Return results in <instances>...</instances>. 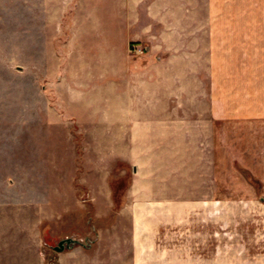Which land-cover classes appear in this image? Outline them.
<instances>
[{"label":"crops","instance_id":"1","mask_svg":"<svg viewBox=\"0 0 264 264\" xmlns=\"http://www.w3.org/2000/svg\"><path fill=\"white\" fill-rule=\"evenodd\" d=\"M0 24L24 26V54L66 57L48 111L0 113V264H44L46 241L88 239L50 229L77 182L101 215L96 256L78 245L58 264L102 263L103 207L129 224L122 263L264 264V62L251 60L264 0H0ZM47 135L70 137L65 194L59 176L44 192L8 174L31 166L27 138L37 157Z\"/></svg>","mask_w":264,"mask_h":264},{"label":"rangeland","instance_id":"2","mask_svg":"<svg viewBox=\"0 0 264 264\" xmlns=\"http://www.w3.org/2000/svg\"><path fill=\"white\" fill-rule=\"evenodd\" d=\"M22 28H24V26L19 24H0V113H8L13 117L14 114H18L21 111L28 117L33 118L35 112H38V110L39 112L43 111L44 113L48 111L46 109L47 100H50L51 95H54L51 94L50 85L56 80L63 79L65 76L66 72L62 71L63 66L59 63H65L66 57L61 55L56 56L50 53L46 55H35L30 52L24 54V50L20 49V47L24 46V40L22 39V34L20 32ZM49 42L50 41H44V43L48 44ZM129 45L141 47L136 43H131ZM48 48H50V46H48ZM49 51L50 49L48 52ZM129 55L133 56L131 53H129ZM251 60L252 62H264V56H252ZM59 65L60 68H58ZM42 87H44V89ZM39 100L41 103L39 102L36 105L35 101ZM5 121H0V123ZM31 122L33 123L34 121L31 120ZM17 123L18 121L12 119L8 120L6 127L9 130H13L18 126ZM28 139L29 138H27V159L29 160L28 165L31 164V166L23 169L11 168L8 174L14 178L25 175L27 186H34L38 181L39 184H43L44 192L50 191V183L54 182L58 178L57 176H59L63 179L62 182L64 186L60 185V187L65 194L66 181L64 179H66L68 172H72L73 170V168L67 167L66 162L71 158V156L69 157L67 154V142L70 137L58 136L55 141L56 144L52 146L50 136H44L42 144L38 147L41 152L37 154V157H35L34 145H30L33 143L28 142ZM75 139L79 141V143L82 141L81 136L75 137ZM87 146L89 147V145ZM78 152V155L80 156L78 160L81 161L83 159L82 155L84 154L85 156L86 150L84 152ZM88 155L91 157V151ZM35 159H37V161L38 159L43 160L42 165L36 167L32 166L35 163L37 164V162L34 161ZM53 161L59 164L62 163L64 166L50 167V164ZM78 170L81 171V169ZM124 185V182H121L120 185L116 184L115 178L113 177L110 186L112 190H115L117 188H123ZM70 186L71 191L72 189L74 190L75 198L63 201L65 202V205L63 207L60 206L59 208L60 215L58 220L51 223V234L53 233L52 235L58 237L61 234H70L72 230L80 231L81 229H90V231L85 233L88 234V239L83 240L79 238L78 241L81 246L84 245L85 249H91V247H93L90 256L94 259L93 257L96 256L95 252L97 251V248L96 246H93L95 243L94 239H96L93 230H95L94 227L98 226V219L101 215L91 206L92 201L88 199V193L91 192L89 189L85 188L82 183L78 182L73 185L70 183L69 187ZM67 204L70 205V208H67ZM72 204L75 207L74 211ZM47 224L50 223H44V228L48 226ZM129 235L128 222L125 223L120 217L115 216V210H113V208L107 214L103 207L102 263L98 262L96 264H130L129 257L125 256L123 263L120 262L121 259L118 258L116 252L119 251L118 247L121 248V245L118 244V247L115 246L116 240H123L124 243L122 244V248H124V253H128ZM51 241L53 243L46 241L47 245H43L42 258L44 264H58L59 254L62 253H58L53 249L59 241L55 242L56 240L54 241L52 239ZM126 255L128 256L129 254ZM91 262L93 261L91 260Z\"/></svg>","mask_w":264,"mask_h":264},{"label":"water","instance_id":"3","mask_svg":"<svg viewBox=\"0 0 264 264\" xmlns=\"http://www.w3.org/2000/svg\"><path fill=\"white\" fill-rule=\"evenodd\" d=\"M81 245L77 239L74 238H65L60 240L55 247H53L54 251L60 253L65 250H70L76 245Z\"/></svg>","mask_w":264,"mask_h":264},{"label":"built area","instance_id":"4","mask_svg":"<svg viewBox=\"0 0 264 264\" xmlns=\"http://www.w3.org/2000/svg\"><path fill=\"white\" fill-rule=\"evenodd\" d=\"M128 52L133 54V56H139L143 54V49L139 46L129 45Z\"/></svg>","mask_w":264,"mask_h":264}]
</instances>
